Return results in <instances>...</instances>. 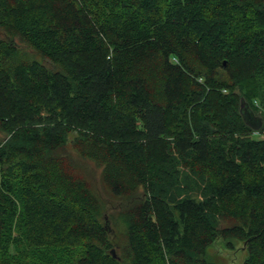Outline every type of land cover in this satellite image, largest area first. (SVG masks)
<instances>
[{
    "label": "trees",
    "instance_id": "trees-1",
    "mask_svg": "<svg viewBox=\"0 0 264 264\" xmlns=\"http://www.w3.org/2000/svg\"><path fill=\"white\" fill-rule=\"evenodd\" d=\"M263 134L264 0H0V264H264Z\"/></svg>",
    "mask_w": 264,
    "mask_h": 264
},
{
    "label": "rangeland",
    "instance_id": "rangeland-1",
    "mask_svg": "<svg viewBox=\"0 0 264 264\" xmlns=\"http://www.w3.org/2000/svg\"><path fill=\"white\" fill-rule=\"evenodd\" d=\"M79 170L85 172L84 175L88 177L95 176V181L93 179L92 183H94L95 186H101V188L104 187L103 183H101V170L97 168L94 163L86 161L84 163H79L78 164ZM106 193V197H107ZM109 202L111 203L112 206L117 205V200L114 199L113 197L110 196ZM108 217L110 221V214L109 212H106L104 217ZM110 224L112 225V222L110 221ZM230 222L224 223V227L230 226ZM212 257L213 260L217 264H243L246 258V251L243 249V246L241 243L237 242V247L236 249H228L225 247L224 243L222 241H217L213 246H212ZM115 254L117 255L116 248H114Z\"/></svg>",
    "mask_w": 264,
    "mask_h": 264
},
{
    "label": "water",
    "instance_id": "water-1",
    "mask_svg": "<svg viewBox=\"0 0 264 264\" xmlns=\"http://www.w3.org/2000/svg\"><path fill=\"white\" fill-rule=\"evenodd\" d=\"M105 227H106L107 230H109L110 227H111L110 221H109L107 216L105 217ZM112 254H113L114 257H116L115 251H112Z\"/></svg>",
    "mask_w": 264,
    "mask_h": 264
},
{
    "label": "built area",
    "instance_id": "built-area-1",
    "mask_svg": "<svg viewBox=\"0 0 264 264\" xmlns=\"http://www.w3.org/2000/svg\"><path fill=\"white\" fill-rule=\"evenodd\" d=\"M263 137H264V134H263Z\"/></svg>",
    "mask_w": 264,
    "mask_h": 264
}]
</instances>
